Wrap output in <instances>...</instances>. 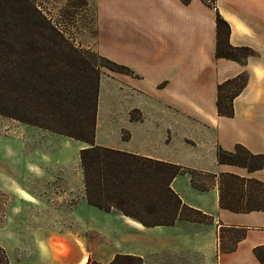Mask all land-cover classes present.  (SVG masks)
<instances>
[{
    "label": "crops",
    "instance_id": "1",
    "mask_svg": "<svg viewBox=\"0 0 264 264\" xmlns=\"http://www.w3.org/2000/svg\"><path fill=\"white\" fill-rule=\"evenodd\" d=\"M90 1L95 18L93 48L132 71L104 68L101 72L117 80V92L137 100L123 108L128 137L112 148L213 174L206 190L192 187L188 173L176 175L170 183L185 204L210 220L143 226L118 211L106 212L88 204L80 176L74 185L66 161L59 166L60 177H55L32 160L33 153L23 140L27 126L19 121V134L0 136V153L4 145L8 156L17 157L6 168L0 154V190L16 199L8 204L0 227L13 240L0 244L10 264H86L92 259L73 243L67 257L64 251L54 252L51 241L43 247L37 241L29 251L24 248L23 237H62L59 232H23L19 227V222H28L30 217L22 212L21 204L44 202L68 207L74 222L103 230L105 245L113 253L107 260L95 258L101 263L115 254H132L142 264H260L254 249L264 248V210L234 212L220 207L218 175L232 173L264 183V166L248 171L219 163L216 148L232 150L242 144L251 153L264 154V0ZM216 11L229 24L230 44L248 48L243 62L216 57ZM241 72L247 80L232 100V116L219 115L217 85ZM131 112L137 117L131 118ZM32 177L43 181L39 191L27 183ZM99 213L105 214L103 229L94 219Z\"/></svg>",
    "mask_w": 264,
    "mask_h": 264
},
{
    "label": "trees",
    "instance_id": "2",
    "mask_svg": "<svg viewBox=\"0 0 264 264\" xmlns=\"http://www.w3.org/2000/svg\"><path fill=\"white\" fill-rule=\"evenodd\" d=\"M215 28L216 57L243 62L248 48L230 44L229 24L218 11ZM102 67L132 73L94 49L74 44L36 0H0V115L88 144L78 152L88 204L118 211L143 226L209 221L208 215L185 204L170 183L176 175L188 173L192 187L206 190L213 174L94 142ZM246 80L247 74L241 72L217 85L219 115L232 116V100ZM216 158L248 171L264 166V154L251 153L242 144L232 150L217 146ZM218 192L222 208L264 210V183L256 178L220 173ZM0 198L4 210L9 195L0 190ZM254 254L264 264V248H255ZM0 264H10L1 245ZM86 264H142V260L115 254L107 263L88 259Z\"/></svg>",
    "mask_w": 264,
    "mask_h": 264
},
{
    "label": "rangeland",
    "instance_id": "3",
    "mask_svg": "<svg viewBox=\"0 0 264 264\" xmlns=\"http://www.w3.org/2000/svg\"><path fill=\"white\" fill-rule=\"evenodd\" d=\"M36 2L46 10L47 14L52 18V21L63 30L65 35L74 44L81 48L94 49L95 18L94 7L90 0H36ZM101 70L105 72L104 67H102ZM117 83L116 79L101 72L95 127L96 144L99 145L119 147L121 141L128 137V132L125 128L127 117L123 108L129 103H136L137 100L135 99L136 96L121 95L119 91L117 92ZM136 117L137 113L131 112V118ZM20 122L0 115V136H2V138H7L3 136L19 134L20 132L17 130H19ZM24 124L27 127L23 130L25 133L23 140H25V146L33 153L32 160L37 162L46 172L53 174L55 177H60L58 173L60 169L59 166L62 164V161H66L71 171V181L74 185H77L80 176L81 183H79V185L83 192L82 173L79 165L78 152L86 143L28 123ZM1 147L0 154L2 158H5L3 162L6 168H8L17 157L8 156L7 152H5V146L1 145ZM27 154L28 151H26V155ZM27 183L38 191L43 185V181L35 177L29 178ZM38 191H35V193ZM4 192L8 194L7 191ZM9 199L11 200L7 202L3 210L2 198H0V227L4 223L3 214L7 210L8 204L16 200L14 196L12 197L11 195ZM46 203L47 202L37 203V205L34 206L22 203V212L31 218L27 217L29 219L28 222H24L23 220V222H19L18 225L22 228L23 232L33 229L40 232L54 231L59 232L62 237L53 240H35L23 237L21 241L26 250L29 251V248L36 246L37 241L42 244V247L43 245H47V241H51L54 252L59 253L58 250L64 251L65 257L69 256L68 251L69 247H71L69 244L71 243L74 244V248L77 246L81 247L84 251H88L89 257L94 260L95 258L107 260L112 256V249L105 245L103 230L89 228L86 224L74 222L68 207H54L52 205H46ZM112 212L118 213L115 210ZM94 219H96L97 226L103 229L105 214H96ZM12 241V239L0 232L1 245ZM55 243L61 244L62 247Z\"/></svg>",
    "mask_w": 264,
    "mask_h": 264
}]
</instances>
